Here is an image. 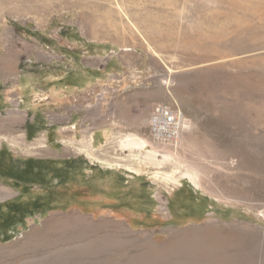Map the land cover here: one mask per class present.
I'll return each instance as SVG.
<instances>
[{
	"label": "rangeland",
	"instance_id": "rangeland-1",
	"mask_svg": "<svg viewBox=\"0 0 264 264\" xmlns=\"http://www.w3.org/2000/svg\"><path fill=\"white\" fill-rule=\"evenodd\" d=\"M162 102L191 125L182 153L198 167L176 178L207 196L202 218H170L178 186L129 170L119 147L136 134L163 149L148 138ZM13 135L0 143L18 154L60 146L93 171L87 199L0 244V264H264V0H0V137ZM100 166H114L103 200Z\"/></svg>",
	"mask_w": 264,
	"mask_h": 264
},
{
	"label": "crops",
	"instance_id": "crops-1",
	"mask_svg": "<svg viewBox=\"0 0 264 264\" xmlns=\"http://www.w3.org/2000/svg\"><path fill=\"white\" fill-rule=\"evenodd\" d=\"M16 136H1L0 139H7L14 146L13 141L19 140ZM89 164L91 162L87 157L69 154L60 146L50 148L48 154L24 155L0 143V244L13 241L50 211L68 204L81 205L86 198L81 193L83 191L86 195L88 175L93 171ZM113 167L100 166L96 169L101 174L96 184L99 187L97 199L103 200L105 175ZM177 186L172 198L179 196L177 199L181 198V202H168L170 218H202L208 210L207 196L190 187L184 188L181 183ZM118 192L116 189L117 196ZM114 209L117 210V206ZM126 213L132 224L143 223L152 217L144 209H128Z\"/></svg>",
	"mask_w": 264,
	"mask_h": 264
},
{
	"label": "bare ground",
	"instance_id": "bare-ground-1",
	"mask_svg": "<svg viewBox=\"0 0 264 264\" xmlns=\"http://www.w3.org/2000/svg\"><path fill=\"white\" fill-rule=\"evenodd\" d=\"M167 69L170 73H172L173 70H171V68L167 67ZM168 86H166V87L168 88ZM165 93L169 94L170 92L168 93V91L166 90ZM170 96H172V95H170ZM145 120L136 122V125L139 129L141 128V126L143 124H145V122H146ZM189 131L191 132V125L189 124L187 119L184 117L183 127H182V131H181V135H180L179 140L172 145L161 146L163 149H159V147H154L153 145H150L146 139H144L143 137L136 135V134H129V135L122 137L119 141V147L124 151H130L132 153V157L137 161V164H138L137 168H131L128 166H127V168L129 170H133L135 172H140V170H139L140 167L142 165H144L145 168H148L150 170L151 178L154 179L155 181H161L166 186H169V187L170 186H177L179 183H178V179L176 177H178L179 176L178 174H180L181 166L186 165V166L192 168L193 170H197V167H198V166L196 167L195 163L191 159L187 158V156H186L187 154L185 155V153H182V149L185 147H187L189 149V151H191V152H194V150H195V144L193 143L194 142L193 138L188 139L185 136L186 132H189ZM44 141H45L44 137H41L36 141V143H34V145H36L37 147H40V148H44ZM13 142L14 143H12V144H14V146H15V144H18V141H13ZM83 143L86 145V147L89 146V141H85ZM183 150H185V149H183ZM80 151H82L83 153H86V155H90L86 148L81 149ZM195 153H197V152H195ZM108 164H109V162H108ZM110 164H112V163H110ZM114 165L120 166L118 163H115ZM165 166L169 167V170H170L169 173H166V172L164 173L163 171L161 172V169ZM191 181L196 186H198L199 183H197L195 181V176L191 177ZM216 245L214 247L218 248L217 250H220L222 252H223V250H226L227 245L221 246L219 244L220 246H218V247ZM207 249H209V248L207 247ZM200 251H204V250L201 249ZM204 252H206V251H204ZM208 252H210V251H208ZM216 253H214V254H216ZM221 255H226V254L222 253ZM203 258H205V256ZM220 261H221V259H220ZM235 262H237V261H235Z\"/></svg>",
	"mask_w": 264,
	"mask_h": 264
},
{
	"label": "built area",
	"instance_id": "built-area-1",
	"mask_svg": "<svg viewBox=\"0 0 264 264\" xmlns=\"http://www.w3.org/2000/svg\"><path fill=\"white\" fill-rule=\"evenodd\" d=\"M184 114L181 109L171 103L156 104L148 119V138L157 146L176 143L181 135Z\"/></svg>",
	"mask_w": 264,
	"mask_h": 264
}]
</instances>
